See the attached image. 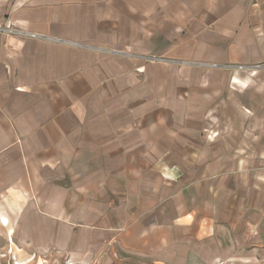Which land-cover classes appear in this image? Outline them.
Here are the masks:
<instances>
[{"label":"crops","instance_id":"crops-1","mask_svg":"<svg viewBox=\"0 0 264 264\" xmlns=\"http://www.w3.org/2000/svg\"><path fill=\"white\" fill-rule=\"evenodd\" d=\"M8 18L40 37L0 32V260L264 264V69L237 68L264 62V0H0ZM229 115L255 118L227 139Z\"/></svg>","mask_w":264,"mask_h":264},{"label":"rangeland","instance_id":"rangeland-1","mask_svg":"<svg viewBox=\"0 0 264 264\" xmlns=\"http://www.w3.org/2000/svg\"><path fill=\"white\" fill-rule=\"evenodd\" d=\"M24 23L22 22H19L17 20H11V19H6L2 24H0V32H5L3 31L4 28H7V29H12V30H19L21 32H30V33H35V32H31V31H28L27 27ZM7 33V32H5ZM7 34H12V35H15V36H18V37H22V38H31V37H24V36H21L19 34H14V33H7ZM37 34V33H36ZM39 35V34H38ZM140 57H142L144 60L146 61H155V62H164V61H170V58H167V57H164L162 55H159V54H142ZM173 63H182L181 60H171ZM249 103V102H248ZM233 106V103L230 101L229 102V106ZM249 106V105H248ZM261 117V116H260ZM255 118V116H252V115H248V117H244V115L242 116H235V115H229V116H226V121H222L221 124L225 125V137L227 139H234L233 138V135H234V128L235 127H238V128H241L242 127H249L251 125V122L252 120ZM241 122H242V125H241ZM250 149V147H248ZM235 154V147H228L227 149V155H228V161H229V158L231 156H233ZM240 154V153H239ZM233 159V157H232ZM202 165V164H201ZM235 165H237L236 163L234 162H228L227 163V170H228V173H232L235 169ZM243 166V170L246 169L247 167H249L251 164H241ZM254 165V164H252ZM264 165V164H262ZM230 176V175H228ZM6 199L2 198V201L5 202ZM5 246V244L3 245ZM5 248V247H4ZM2 249L1 253L3 252H10L12 249H11V246H8L7 248L5 249ZM1 253H0V259H1ZM3 259L0 260V264H15L14 261H13V258L10 259V258H7V257H2ZM16 260V259H15ZM17 261V260H16ZM17 264H20L19 261H17ZM63 264H77L76 261L74 260H71L70 262H68V259L64 260ZM79 264V263H78Z\"/></svg>","mask_w":264,"mask_h":264},{"label":"built area","instance_id":"built-area-1","mask_svg":"<svg viewBox=\"0 0 264 264\" xmlns=\"http://www.w3.org/2000/svg\"><path fill=\"white\" fill-rule=\"evenodd\" d=\"M3 31H5L7 33L19 34V35L24 36V37H31V38L40 37V35H38L36 33L21 32L19 30H12V29H7V28H4ZM237 68L243 69V70H261V69H264V62L253 64V65H243L242 64V65H238ZM13 261L15 264H17V261L15 259H13ZM70 261L71 260L68 259V262H70Z\"/></svg>","mask_w":264,"mask_h":264}]
</instances>
